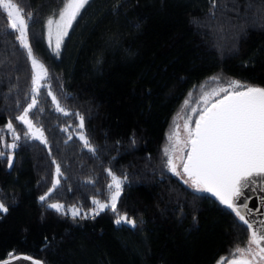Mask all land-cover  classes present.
Wrapping results in <instances>:
<instances>
[{"label": "trees", "instance_id": "1", "mask_svg": "<svg viewBox=\"0 0 264 264\" xmlns=\"http://www.w3.org/2000/svg\"><path fill=\"white\" fill-rule=\"evenodd\" d=\"M15 2L32 14L28 40L49 73L29 112L47 144L25 137L27 126L16 120L33 95L31 62L15 34H6L0 9V128L11 121L20 137L15 149L4 147L13 142L6 129L0 140V201L8 209L0 212V260L217 264L245 247L250 233L235 214L168 171L163 147L174 113L196 101L209 78L264 87V0H215L214 8L213 0H89L58 55L46 21L62 0ZM48 91L69 115L56 111ZM53 160L63 175L42 202L57 178ZM109 169L127 177L117 213L73 217L48 207L105 199ZM117 214L135 227L117 225Z\"/></svg>", "mask_w": 264, "mask_h": 264}, {"label": "snow or ice", "instance_id": "2", "mask_svg": "<svg viewBox=\"0 0 264 264\" xmlns=\"http://www.w3.org/2000/svg\"><path fill=\"white\" fill-rule=\"evenodd\" d=\"M88 3L89 0H62V7L58 13H53V16L47 19L49 46H52L53 36H55L57 55L63 38L68 35L69 29ZM214 7L215 0H213ZM0 9L7 18L6 34H15L16 41L26 50L27 58L31 62L30 91L33 95L31 102L23 109L22 114L16 117V120L27 126L25 137L47 144L43 129L35 127L33 121L29 119V112L38 104L37 96L43 87L41 81L49 76L45 66L34 57L28 40L29 21L32 19V14L28 13L26 16L15 0H0ZM55 16L58 18L54 19ZM212 80L218 81L219 78L212 77ZM221 93H223L222 97H220ZM47 95L52 97V103L55 104L57 112L69 115L51 91H48ZM212 96L220 98L209 105ZM201 99L205 107L199 111L198 118L194 121L195 126L191 127V122L185 121L186 139H180L179 125L169 137L170 145L163 150L164 156L167 157L166 167L174 175L186 177L184 184L192 190L209 193L215 197L221 205L235 214L245 231L250 233L245 247H235L230 252V259L221 257L217 264H225L226 260L227 264H264V219L259 221L248 219L247 217L253 215V210L241 200L245 189L256 184L264 185V87H253L239 81H230L227 87H218L211 92L203 93ZM188 103L189 100H185V105ZM192 111L197 110L193 108ZM76 115L79 119L78 127L83 129L84 117L78 113ZM5 129L11 134L13 142L5 144L4 147L15 149L18 146L16 141L20 137L16 134L11 121H8L4 128H0V140L3 139ZM173 137L175 142L171 143ZM71 138V136L68 137V139ZM79 139L90 152L96 151L83 133L79 135ZM185 149H187L186 156L183 155ZM176 151L181 153L176 159L180 160L179 168L182 171H178V165L173 156ZM2 156H5L4 151H0V157ZM7 159L11 167V155H8ZM52 163L55 165L57 178L54 179L49 192L40 197L42 202L56 190L60 184L59 177L63 175L60 165L55 160ZM107 171L111 177V183L107 186L110 197L106 203L93 200V204L97 205V208L92 210L94 216L105 210L117 213V201L122 192V184L127 179L126 176L121 179L111 169ZM48 207L57 212L63 211L64 208L57 203L49 204ZM242 208L246 211H242ZM7 211L5 205L0 203V212ZM71 211L73 217L80 215L79 209L75 207ZM115 223L117 225L127 223L135 227V220L130 219L126 214H117ZM25 259L31 258L25 257ZM33 264H40V262L33 261Z\"/></svg>", "mask_w": 264, "mask_h": 264}, {"label": "rangeland", "instance_id": "3", "mask_svg": "<svg viewBox=\"0 0 264 264\" xmlns=\"http://www.w3.org/2000/svg\"><path fill=\"white\" fill-rule=\"evenodd\" d=\"M58 18V16L56 17ZM47 38H48V35H47ZM52 46L55 47V36H53V40H52ZM39 61V60H38ZM40 62V61H39ZM41 63V62H40ZM216 77V76H215ZM232 81H236V80H232ZM46 81L43 80L41 81V84H45ZM229 84V82H228ZM228 84H226L225 82H221V81H213L212 80V77L209 78L208 80H206L205 82H203L201 85H200V88H199V94L197 96V100L196 101H191V98H188L186 100H189V103L187 105H185V101H183V103L181 104V106L179 107L178 110H176V112L174 113L172 119H171V122H170V126L167 130V134H166V141H165V144H164V147H163V150L165 149V147H168L170 145V141H169V137L172 136V133L174 132V130H176V126L179 125V128H178V132H179V137L181 140H184L186 139V133H185V130H184V124H185V121L186 120H189L191 123H190V126L193 127L194 126V121L198 118V114L200 110H202L205 105L201 99V96L203 95V93L205 92H211L213 89H216L218 87H227ZM214 96H212L210 98V100L213 98ZM209 100V101H210ZM31 102V101H30ZM29 102V103H30ZM28 105V104H27ZM27 107V106H26ZM195 108L197 111L196 112H193L192 109ZM197 116V117H196ZM35 125V124H34ZM35 127L37 128H40L39 126L35 125ZM78 133V136L82 133V131H77ZM175 142V137H173L171 143H174ZM177 148H179V146H177ZM186 153H187V149L184 150V153L183 155L186 156ZM10 154V153H9ZM181 155V153L179 151H176L173 156H174V159H175V162L177 163L178 165V171H182V169L179 168V165H180V160L179 159H176V157H179ZM167 160V157H165V161ZM114 172V171H112ZM115 175H117L118 177H120L122 179V176H120L119 174H117L116 172H114ZM182 179H186L185 177L183 176H178ZM56 179V178H55ZM109 183H111V177L109 178ZM109 197H110V193L108 192V195L105 199L101 200L99 198H97V196H94L93 197V200H98L102 203H106L108 202L109 200ZM0 203H2L0 201ZM53 203H57V204H61L64 206L63 208V211L65 212H68L69 214L73 215L72 214V209L73 207H75L76 209H79L80 211V215L78 216H81V217H85V216H91L93 215V212L92 210L93 209H96L97 208V205L93 204L92 202V205L88 208L86 207H81L79 205H64L62 202H52L51 204ZM6 207V206H5ZM124 215V214H123ZM130 219H133L131 217H129ZM134 220V219H133ZM124 224H127V223H124Z\"/></svg>", "mask_w": 264, "mask_h": 264}, {"label": "water", "instance_id": "4", "mask_svg": "<svg viewBox=\"0 0 264 264\" xmlns=\"http://www.w3.org/2000/svg\"><path fill=\"white\" fill-rule=\"evenodd\" d=\"M253 87H259V86H253ZM222 96H223V94L220 95V97H222ZM220 97H217L216 99H219ZM216 99H214L212 102H214ZM194 126H195V124H194ZM203 193H205V192H203ZM207 194H209V193H207ZM209 195H211V194H209ZM213 198H215V197H213ZM241 200L243 201V203L247 204L249 209L253 210V215L247 217L248 219L255 220V221H259V220L264 219V185L256 184V185L251 186V188H249V189H245L244 190V196L241 197ZM241 210L246 211L243 208ZM25 257H29L31 259H25ZM33 261H39L40 264H43V262L40 259L35 258V257L28 255V254L13 255L11 257L0 260V264H33ZM225 264H227V262Z\"/></svg>", "mask_w": 264, "mask_h": 264}]
</instances>
